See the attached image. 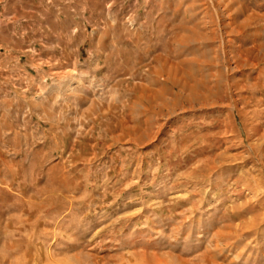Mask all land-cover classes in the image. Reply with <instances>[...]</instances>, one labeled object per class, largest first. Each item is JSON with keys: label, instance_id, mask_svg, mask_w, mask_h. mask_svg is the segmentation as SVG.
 I'll list each match as a JSON object with an SVG mask.
<instances>
[{"label": "rangeland", "instance_id": "1", "mask_svg": "<svg viewBox=\"0 0 264 264\" xmlns=\"http://www.w3.org/2000/svg\"><path fill=\"white\" fill-rule=\"evenodd\" d=\"M0 264H264V0H0Z\"/></svg>", "mask_w": 264, "mask_h": 264}, {"label": "clouds", "instance_id": "2", "mask_svg": "<svg viewBox=\"0 0 264 264\" xmlns=\"http://www.w3.org/2000/svg\"><path fill=\"white\" fill-rule=\"evenodd\" d=\"M113 98H115V94H114Z\"/></svg>", "mask_w": 264, "mask_h": 264}]
</instances>
